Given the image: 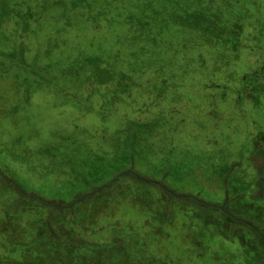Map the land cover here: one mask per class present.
Returning a JSON list of instances; mask_svg holds the SVG:
<instances>
[{"label": "rangeland", "instance_id": "rangeland-1", "mask_svg": "<svg viewBox=\"0 0 264 264\" xmlns=\"http://www.w3.org/2000/svg\"><path fill=\"white\" fill-rule=\"evenodd\" d=\"M261 6L0 0V173L78 201L49 212L0 177L2 264H264V75L238 80L264 61L242 39ZM196 14L238 25L237 49Z\"/></svg>", "mask_w": 264, "mask_h": 264}, {"label": "trees", "instance_id": "trees-1", "mask_svg": "<svg viewBox=\"0 0 264 264\" xmlns=\"http://www.w3.org/2000/svg\"><path fill=\"white\" fill-rule=\"evenodd\" d=\"M253 2H255V1H253ZM259 2L262 3V6L260 7V8H262L264 6V0H259ZM229 6H231V4ZM229 6H227V7H229ZM211 9L212 8H210V10L208 11V13L210 12V14H211V11H213V9L212 10ZM216 10L219 11V8H216ZM257 12H259V11L257 10ZM257 12H256V15H257ZM259 13H261V12H259ZM261 15L264 18V14L261 13ZM195 17H196V19H195V28L200 32V34H203V35L207 36V39L208 38L216 39L217 40V44L218 45H222V47H224L223 48L224 51L227 50L225 48L227 46L230 47V49H232V50H236L237 49V45H238V43L240 42V39H241V36L239 35V32L237 31L239 29L238 25H235L233 29L231 28L230 30H226V28H224L223 24H218V22L220 21L218 19L217 20H213L209 16L208 17L203 16V14H201V15L196 14ZM217 17L219 18V15H217ZM253 28H254V31L245 33L244 37L242 39H244V41H246L247 43L250 42V41H253V42H256L257 44H260V45H262V48H260V49L264 50V38L261 37L262 34H264V32H263L264 30H263V28H256V27H253ZM226 57L227 56L224 55L222 57V59L226 60ZM261 58H264V52H263V56H261ZM195 59H196L195 61L197 63H199L201 66H204L203 64H205V62H204V59L202 57H198L197 56ZM257 59H260V58H257ZM216 61H217V59H216ZM259 61L262 62L263 59H261ZM263 63H264V61L262 63H258V66L254 70L247 71V72L243 73L238 79L240 81L241 85L243 83L246 84V82L249 80L250 77H255V76L259 77V75H261V74L264 75V65H263ZM215 82L216 83L215 84L213 83L212 85L218 86L219 88H222V90L225 91L223 96L222 95L220 96V99L224 100L228 95H231L235 100L241 98L242 93H243V90L241 88L234 91L233 89H231L230 86L225 84L226 82H224V83H220V82H217V81H215ZM157 84H159V83H154L153 85L154 86H158ZM257 84H258V82L256 81L255 84L251 85L252 87L250 86L251 88L250 87L248 88V91L251 92L249 96H252L254 101H258V94L256 92L261 89V86L257 85ZM259 84H260V81H259ZM160 91H161V93L157 94V96L159 98L163 99L164 96L166 95L164 93L165 91L163 89H160ZM126 173H128V172H123L122 174H120V176H122L123 174H126ZM0 177L4 178L7 182H9V184L20 195L30 197L33 200L37 201L38 203H41V204L47 206L48 209H49V212L53 211V210H56V209L58 211L70 210L75 205V203L78 202V201H72V202L68 203V202H63V201H49V200L43 199L39 195L27 193L25 190H23V188H21L13 180H11L10 178L4 177V175L1 174V173H0ZM139 179H141V178H139ZM115 181H116V178L112 179V181L107 183L104 187H109V186L113 185V182H115ZM88 195H91V194H88ZM87 197H89V196H86V197H84L82 199L80 198V199L84 200ZM185 198H187V197H185ZM213 207L216 210L219 209L218 206H213ZM228 217L229 218H227V220L228 219H233V217L231 215L228 216ZM233 221L241 222L240 220H235V219H233ZM253 231L255 232V238L257 236L258 237L260 236L259 242L264 244V226L262 228H255V229H253ZM262 250H263V257H264V248H262ZM55 254H59V252L55 251ZM0 258H2V257H0ZM0 264H2L1 261H0Z\"/></svg>", "mask_w": 264, "mask_h": 264}]
</instances>
